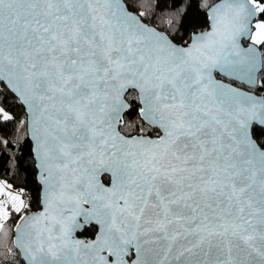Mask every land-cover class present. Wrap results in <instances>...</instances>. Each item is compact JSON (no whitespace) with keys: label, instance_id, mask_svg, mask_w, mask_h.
<instances>
[{"label":"water","instance_id":"1","mask_svg":"<svg viewBox=\"0 0 264 264\" xmlns=\"http://www.w3.org/2000/svg\"><path fill=\"white\" fill-rule=\"evenodd\" d=\"M208 16L179 44L125 0H0V79L41 186L13 228L25 264H264L260 11ZM130 90L158 136L122 132Z\"/></svg>","mask_w":264,"mask_h":264},{"label":"trees","instance_id":"2","mask_svg":"<svg viewBox=\"0 0 264 264\" xmlns=\"http://www.w3.org/2000/svg\"><path fill=\"white\" fill-rule=\"evenodd\" d=\"M128 7L140 14L142 19L166 32L177 43L187 44L193 33L205 30L209 25L208 10L220 0H125ZM260 11L259 19H264V0H250ZM264 57V40L258 43ZM264 68V65H263ZM258 86L253 89L264 96V69L259 75ZM136 97V95H135ZM128 96L132 107L126 115L125 124L120 128L126 135L144 131L140 126L146 125L138 115L136 98ZM136 100V101H135ZM0 136L8 135L0 151V179L5 180L12 188L25 198L23 210L13 209L0 223V264H25L20 252L15 248L13 235L18 218L25 212L35 211L40 206L41 186L38 182L37 167L33 154V144L27 132L26 111L23 105L8 90L0 79ZM136 119L137 123L130 122ZM156 130V129H155ZM254 138L264 148V127L254 126ZM103 180L108 182L109 177ZM95 228L86 229L84 235L93 236Z\"/></svg>","mask_w":264,"mask_h":264},{"label":"crops","instance_id":"3","mask_svg":"<svg viewBox=\"0 0 264 264\" xmlns=\"http://www.w3.org/2000/svg\"><path fill=\"white\" fill-rule=\"evenodd\" d=\"M7 139V134L3 133L0 136V151L4 147ZM23 198L24 197H22L17 190L12 188L8 182L0 179V220L3 221V219L9 214L10 206L13 209L23 210L26 204L25 198Z\"/></svg>","mask_w":264,"mask_h":264},{"label":"flooded vegetation","instance_id":"4","mask_svg":"<svg viewBox=\"0 0 264 264\" xmlns=\"http://www.w3.org/2000/svg\"><path fill=\"white\" fill-rule=\"evenodd\" d=\"M127 95V99L129 100V102H130V106L132 105V102L130 101V99L128 98V96L130 95V96H133V97H135V95H136V102H137V104H138V115H139V109H140V105H139V97H138V95H137V93L135 92V91H133V90H130V91H128V93L126 94ZM132 107V106H131ZM129 113V111L125 114V118H127L126 117V115ZM137 123V121H136V119H133L131 122H130V124L131 125H133V124H136ZM124 124H125V121H124ZM141 129H144V131L143 132H141V133H137V135H141V134H143V135H149V136H158L160 133H159V131L156 129L155 130V128L154 127H149L148 125H144V126H140V130ZM130 135H135V134H130ZM91 227H94L95 228V233H94V235L93 236H91V237H94L95 236V234L97 233V231H98V227H95L94 225H91L90 227H86L84 230H83V232L81 233V235L82 236H84V237H86L85 235H84V232L86 231V229H89V228H91ZM90 237V238H91ZM86 238H88V237H86Z\"/></svg>","mask_w":264,"mask_h":264},{"label":"rangeland","instance_id":"5","mask_svg":"<svg viewBox=\"0 0 264 264\" xmlns=\"http://www.w3.org/2000/svg\"><path fill=\"white\" fill-rule=\"evenodd\" d=\"M254 25H255V30H254L253 35H252L253 36L252 42L255 44H258L264 40V19L256 20ZM25 202H26V200H25ZM0 222H1V220H0Z\"/></svg>","mask_w":264,"mask_h":264},{"label":"built area","instance_id":"6","mask_svg":"<svg viewBox=\"0 0 264 264\" xmlns=\"http://www.w3.org/2000/svg\"><path fill=\"white\" fill-rule=\"evenodd\" d=\"M1 116H3V114H2V113L0 114V117H1Z\"/></svg>","mask_w":264,"mask_h":264}]
</instances>
